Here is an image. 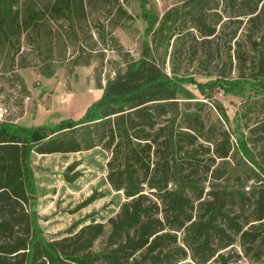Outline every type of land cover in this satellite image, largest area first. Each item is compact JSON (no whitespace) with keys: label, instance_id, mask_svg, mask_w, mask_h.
<instances>
[{"label":"trees","instance_id":"1","mask_svg":"<svg viewBox=\"0 0 264 264\" xmlns=\"http://www.w3.org/2000/svg\"><path fill=\"white\" fill-rule=\"evenodd\" d=\"M128 1L0 0V45L12 51L0 78L18 93L10 110L0 100L8 113L0 122V264H264V0H182L159 17L138 0L146 26L137 58L113 35L132 19ZM49 23L57 54L33 65L20 41ZM107 52L116 59L106 61L112 75L102 83ZM96 60L101 94L80 118L14 123L28 93L20 70L49 79ZM183 84L202 99L179 101ZM246 87L252 95L231 129L212 92ZM95 149L107 155L116 212L105 223L88 214L87 224L44 239L32 156ZM103 196L93 191L74 210Z\"/></svg>","mask_w":264,"mask_h":264},{"label":"rangeland","instance_id":"2","mask_svg":"<svg viewBox=\"0 0 264 264\" xmlns=\"http://www.w3.org/2000/svg\"><path fill=\"white\" fill-rule=\"evenodd\" d=\"M181 1L146 0L145 9L148 13L159 17L167 9L178 5ZM139 4L138 0H129L124 4V9L132 16V19L123 21L121 27H117L113 31L117 43L122 45L135 58L139 56L143 31L146 26L140 18ZM48 25L50 23L41 27L37 32L32 31L30 35H24L20 41V51L26 53L27 60L33 65L38 64L37 61L42 58L48 57L50 52L57 54L55 47L49 45L53 38V32L50 31ZM7 50V45H0V64L11 58L12 51ZM71 52L69 47L65 52V58H68ZM113 59H116V56L107 52L101 73L102 83L107 75H112L106 61H112ZM99 67L97 60L88 67H76L68 72L66 68L59 67L56 69V74L51 83L45 86H41V84H44L46 79L39 77L37 81L41 84H36V75L31 70L22 71L21 75L27 88L33 94H29L31 100H27L28 108H34L39 104L42 107L41 110L44 111L43 113L52 109L53 114L57 117H67L68 115L77 117L79 114L81 117L86 108L97 100L98 96L100 97L101 93L95 88L93 81L94 71ZM0 70L4 71L5 69L1 67ZM4 75L7 77V74ZM4 80V77L0 78V100H3L8 110H10L13 106L14 97H17L18 93L16 90L8 88V84ZM196 80L199 82L205 81L201 78ZM68 94H73L72 96L79 95V97H74L71 101L68 100L64 103ZM251 95L252 92L249 87H246L243 94L233 95H224L219 89L213 90L212 99L223 105L231 129L236 127L233 118L239 109L240 103ZM177 98L179 101L202 99L196 87L191 84L181 85L178 88ZM79 100L80 103H78ZM80 108L82 109L80 110ZM75 111L79 113L77 116H74L77 113ZM212 116L216 118L214 111ZM31 117V114L27 115L28 119ZM106 159L107 155L99 149L66 155L32 156L31 167L34 173L36 191V203L33 209L37 214L38 228L44 239L56 240L65 236L67 229L76 222L82 221L81 225L87 224L91 218L84 219V217L88 214H91L96 222L105 223L106 219L116 212L117 208L114 203H117L118 199L113 198L114 192L110 191L105 182ZM73 165L75 166L68 170ZM70 177H74L72 181H68ZM93 191L104 193V196L75 211L76 206L82 203ZM111 200L113 203L107 205ZM101 245L102 239L95 243L94 249L100 248ZM184 264L191 263L185 261Z\"/></svg>","mask_w":264,"mask_h":264},{"label":"crops","instance_id":"3","mask_svg":"<svg viewBox=\"0 0 264 264\" xmlns=\"http://www.w3.org/2000/svg\"><path fill=\"white\" fill-rule=\"evenodd\" d=\"M84 67H86V66H83V68ZM22 71H24V70H20L19 71V75L21 77H22V75H21L22 74ZM34 74L36 75L35 76V78H36L35 83L36 84H41L39 81H37V79H39V77H41V78H44V77H42L40 75H37L36 73H34ZM53 77H51L49 79L44 78V79H46V81H44V84H41V86H45V85L51 83V81L53 80ZM22 79H23V77H22ZM23 82H24L25 87H26V90L28 92L27 93V97L29 96V94L33 95L31 93V91L27 88V85H26L24 79H23ZM99 92L101 93L100 90H99ZM72 95H69V94L66 95V100H65L64 103H66L68 100L71 101L74 97H79V95H75V96H72ZM28 98H29V100H31L30 96ZM28 101L23 102V112L21 114L17 115L14 118V123L15 124L20 125V126L25 127V128H33V127L47 125V124H51V123H54L55 124V123L59 122L60 120L66 119V118H72V119H75L76 120V119H78L80 117V114L78 113V111H75V113L76 112L77 113L74 115V116H77L79 114L77 117H73L72 115H68L67 117H57V115H54L53 114L54 111H52V109L47 110L46 113H43L44 111L41 110L42 107L39 104L36 107H34V108H32V107H31V109L28 108V103H27ZM80 102L81 101L79 100L78 103H80ZM82 108H80V110ZM76 110H78V108H76ZM29 114H31V116H32L30 119L27 118V115H29Z\"/></svg>","mask_w":264,"mask_h":264},{"label":"built area","instance_id":"4","mask_svg":"<svg viewBox=\"0 0 264 264\" xmlns=\"http://www.w3.org/2000/svg\"><path fill=\"white\" fill-rule=\"evenodd\" d=\"M28 99H29L28 97H25L24 102H26ZM7 114L8 113L5 105L2 102H0V122L6 119Z\"/></svg>","mask_w":264,"mask_h":264}]
</instances>
